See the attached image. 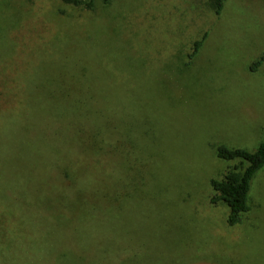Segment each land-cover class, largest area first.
<instances>
[{"label":"rangeland","instance_id":"obj_1","mask_svg":"<svg viewBox=\"0 0 264 264\" xmlns=\"http://www.w3.org/2000/svg\"><path fill=\"white\" fill-rule=\"evenodd\" d=\"M204 41L189 62L194 41ZM264 0H0V264H264Z\"/></svg>","mask_w":264,"mask_h":264},{"label":"trees","instance_id":"obj_2","mask_svg":"<svg viewBox=\"0 0 264 264\" xmlns=\"http://www.w3.org/2000/svg\"><path fill=\"white\" fill-rule=\"evenodd\" d=\"M63 4L82 8L88 11L94 9V0H60ZM109 0H102L107 4ZM209 5L215 15H220L224 0H209ZM205 35L194 41L192 51L188 55L189 62L197 55ZM264 62V56L259 61L250 66L254 70ZM216 157L223 161H239L242 168H233L227 171L222 179H211L210 186L215 192L212 203L223 202L228 215L226 224L230 227L237 226L242 222V216L250 211L249 194L251 185L256 174L264 167V129L262 131V141L254 151H247L240 148H228L224 145L216 147Z\"/></svg>","mask_w":264,"mask_h":264}]
</instances>
